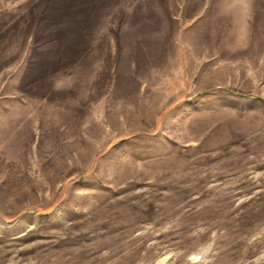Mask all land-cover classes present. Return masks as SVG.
<instances>
[{"label": "rangeland", "instance_id": "obj_1", "mask_svg": "<svg viewBox=\"0 0 264 264\" xmlns=\"http://www.w3.org/2000/svg\"><path fill=\"white\" fill-rule=\"evenodd\" d=\"M0 264H264V0H0Z\"/></svg>", "mask_w": 264, "mask_h": 264}, {"label": "bare ground", "instance_id": "obj_2", "mask_svg": "<svg viewBox=\"0 0 264 264\" xmlns=\"http://www.w3.org/2000/svg\"><path fill=\"white\" fill-rule=\"evenodd\" d=\"M206 253H207V251L205 252V254H206ZM205 254H204V255H205Z\"/></svg>", "mask_w": 264, "mask_h": 264}]
</instances>
